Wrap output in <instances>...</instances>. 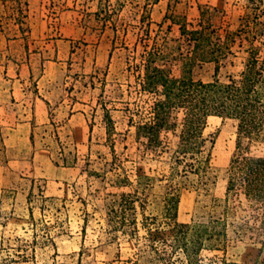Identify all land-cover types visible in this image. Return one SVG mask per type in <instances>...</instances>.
<instances>
[{"label":"rangeland","instance_id":"obj_1","mask_svg":"<svg viewBox=\"0 0 264 264\" xmlns=\"http://www.w3.org/2000/svg\"><path fill=\"white\" fill-rule=\"evenodd\" d=\"M118 1L119 11L105 23L103 14L95 15L99 0H0V82L6 78L3 73L7 74L18 80L14 84L20 98L34 100L37 91L49 104L46 114L43 103L35 100L43 113L32 121L29 132L27 126L11 130L23 118L16 120L18 114L13 112L17 107L0 103V236L3 232L5 238H31L27 210L31 191L36 196L40 189L45 197L60 199L41 216L40 200L33 197L29 206L36 221L42 218L52 223L54 206L62 202L66 206L58 217L66 222L68 235L55 238L56 250L37 248L35 259L22 264H124L111 262L115 248L106 251L100 245L105 224L95 212L99 198L115 191L111 181L116 175L134 178L139 172L155 177L165 170L163 164L136 149L133 129L127 127L120 111L126 60L134 53L141 21L151 22L154 30L164 17L168 19L163 29L170 20L195 25L201 18L217 30L235 31L254 12L249 0ZM200 8L208 13L201 16ZM176 33L172 26L170 36ZM244 60L245 54L238 53L219 69L217 77L237 78ZM193 77L212 80L214 64L197 65ZM0 92V98L7 96L5 88ZM102 105L113 120L110 136L103 123ZM203 133L214 141L209 165L214 178L211 192L222 198L225 170L234 149V128L230 122L210 117ZM114 157L122 161L117 170L109 165ZM164 189L163 182H152L147 215L161 214ZM191 191L179 194L178 219L182 222L189 220ZM119 249L123 258L135 251L128 238L119 239ZM257 253L256 244L229 231L227 260L253 264Z\"/></svg>","mask_w":264,"mask_h":264},{"label":"trees","instance_id":"obj_2","mask_svg":"<svg viewBox=\"0 0 264 264\" xmlns=\"http://www.w3.org/2000/svg\"><path fill=\"white\" fill-rule=\"evenodd\" d=\"M249 1L254 4L253 17L241 21L235 31L217 30L201 18L195 25L170 20L163 29L168 19L164 17L154 30L151 22L141 21L134 53L126 60L120 111L127 127L133 129L136 149L163 164L165 170L155 177L139 172L134 178L116 175L111 181L115 191L99 198L95 212L105 224L99 241L106 251L115 248L111 262L246 264L226 259L229 231L258 246L253 264L264 261V7L262 0ZM120 7L118 0H99L95 15L103 14L108 23ZM205 10L200 8L201 16L208 13ZM172 26L177 30L174 37L170 36ZM240 52L245 60L238 77L220 80L219 69ZM203 63L214 64V77L207 82L193 77V69ZM101 109L110 136L113 120L109 109L104 105ZM210 117L230 122L234 128L222 198L211 192L214 141L203 133ZM121 162L114 157L110 168L117 170ZM156 180L164 183L163 206L159 216H149L148 189ZM181 190L193 193L188 222L178 219ZM33 197L40 200L41 216L60 200L45 197L40 189L36 196L29 193L31 238H5L2 232L0 264L33 261L37 248L56 250L55 238L68 235L66 222L58 217L65 204L54 206L52 223L42 218L36 221L29 206ZM120 238L133 243L132 256H121Z\"/></svg>","mask_w":264,"mask_h":264},{"label":"crops","instance_id":"obj_3","mask_svg":"<svg viewBox=\"0 0 264 264\" xmlns=\"http://www.w3.org/2000/svg\"><path fill=\"white\" fill-rule=\"evenodd\" d=\"M3 73V72H2ZM3 75L6 76V78L3 79V82H0V88H5L7 92V96H2L0 98V103L2 104H9L13 107H17L14 110V114H18L16 117V120L19 119V117L25 119V120H19L15 127H12L11 130L16 131V128L18 126L21 127H28L29 132L32 129L33 123L32 121L36 120L38 117H41V114L43 113L41 108L36 104L35 100H39L41 103H43L45 110L44 112L48 114V107L49 104L46 100L42 99L41 96H38L37 91L35 92V99L34 100H23L19 97L18 91L16 88V85L14 84V81H18L17 79L12 80L10 76H7V74ZM17 76V75H16ZM36 89V88H35ZM2 95V92H0V96ZM22 101V102H21ZM30 105L29 109H27V106ZM18 106L24 109V111H21L18 109ZM29 118V119H26ZM31 135V134H30Z\"/></svg>","mask_w":264,"mask_h":264}]
</instances>
